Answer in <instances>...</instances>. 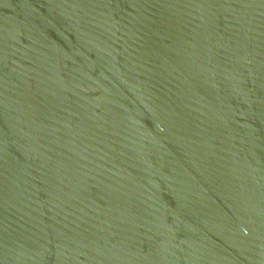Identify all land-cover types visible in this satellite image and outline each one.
Instances as JSON below:
<instances>
[{"label":"water","instance_id":"1","mask_svg":"<svg viewBox=\"0 0 264 264\" xmlns=\"http://www.w3.org/2000/svg\"><path fill=\"white\" fill-rule=\"evenodd\" d=\"M0 264H264V0H0Z\"/></svg>","mask_w":264,"mask_h":264}]
</instances>
